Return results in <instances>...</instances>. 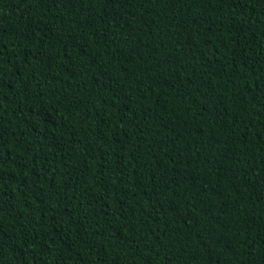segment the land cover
I'll use <instances>...</instances> for the list:
<instances>
[{"label": "trees", "instance_id": "trees-1", "mask_svg": "<svg viewBox=\"0 0 264 264\" xmlns=\"http://www.w3.org/2000/svg\"><path fill=\"white\" fill-rule=\"evenodd\" d=\"M0 264H264V0H0Z\"/></svg>", "mask_w": 264, "mask_h": 264}]
</instances>
